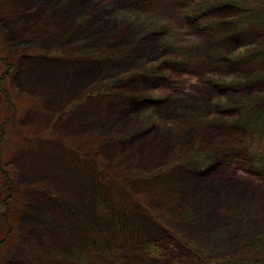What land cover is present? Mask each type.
<instances>
[{"label":"rangeland","instance_id":"rangeland-1","mask_svg":"<svg viewBox=\"0 0 264 264\" xmlns=\"http://www.w3.org/2000/svg\"><path fill=\"white\" fill-rule=\"evenodd\" d=\"M220 1L0 0V264H264L260 35Z\"/></svg>","mask_w":264,"mask_h":264},{"label":"trees","instance_id":"trees-1","mask_svg":"<svg viewBox=\"0 0 264 264\" xmlns=\"http://www.w3.org/2000/svg\"><path fill=\"white\" fill-rule=\"evenodd\" d=\"M221 4V5H220ZM220 6H226L238 13V23L241 28H253L259 31L260 39L255 49L251 52H244L234 58L237 62L246 61H260L264 59V0H221ZM214 6H216L214 4ZM174 63V62H170ZM109 85L99 86L92 89L89 93L91 96H98L101 94H107L106 88ZM230 125L233 128H240L251 134L253 138L251 157L252 167L258 165L264 172V95L250 99L241 104V111L239 116L234 119ZM208 162V157L203 155H192L191 157H185L180 163L197 169L196 165ZM195 162L196 165H193ZM262 167V168H261ZM4 179L8 177L5 174H1ZM186 218L188 216L186 215ZM183 248L187 249L196 258L200 260L202 264H263L259 258H246L235 256H220L209 257L201 251L197 250L190 244H187L181 239H176ZM161 246L154 241H145L141 244L140 251L148 254L152 257L162 256L163 250ZM247 247L253 251H256L258 255H264V232L258 235L255 239L247 242ZM76 253V252H75ZM75 255V254H74ZM81 254L76 255L74 259H79Z\"/></svg>","mask_w":264,"mask_h":264},{"label":"bare ground","instance_id":"bare-ground-1","mask_svg":"<svg viewBox=\"0 0 264 264\" xmlns=\"http://www.w3.org/2000/svg\"><path fill=\"white\" fill-rule=\"evenodd\" d=\"M96 73H97V72H96ZM126 240H127V241H130V239H129V238H126Z\"/></svg>","mask_w":264,"mask_h":264}]
</instances>
